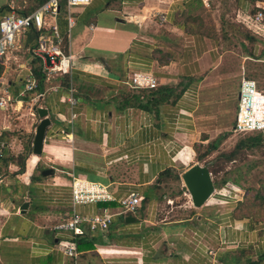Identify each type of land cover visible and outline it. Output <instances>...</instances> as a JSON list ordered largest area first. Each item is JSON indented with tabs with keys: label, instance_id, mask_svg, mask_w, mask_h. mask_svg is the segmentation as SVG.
<instances>
[{
	"label": "crops",
	"instance_id": "obj_1",
	"mask_svg": "<svg viewBox=\"0 0 264 264\" xmlns=\"http://www.w3.org/2000/svg\"><path fill=\"white\" fill-rule=\"evenodd\" d=\"M16 1L0 2V18L18 11ZM61 2L58 15L48 22L62 34L60 48L70 55L68 72L43 80L42 90L36 85L19 94L26 74L37 80L34 59L43 73L42 61L33 53L37 35L29 38L31 28L0 58V85L11 96L0 108V131L11 145L0 166V264H240L239 251L251 245L256 228L251 217L236 215L231 197L216 190L196 207L184 191L165 200L153 186L170 168L178 170L174 176L183 190V172L197 164L196 144L212 138L201 136L205 131L198 129L196 110L201 76L211 72L217 58L207 37L188 34L175 23L178 7L191 0H91L77 10L70 7L73 24L68 28V9ZM263 4L245 0L237 13L246 19L251 7ZM136 71H152L158 85L183 90L174 101L141 108L127 83ZM70 88L74 104L68 101ZM237 97L238 91L231 126ZM38 107L47 109L50 120L39 155L32 152L41 119ZM23 154L24 171L17 174ZM47 168L52 172L42 175ZM72 175L104 185L113 199L72 203ZM131 192L141 197L134 221L114 216L104 231L85 227L79 237L92 246L76 245V257L59 249L62 238L51 230L56 222L72 211H115L118 199ZM178 195L184 200L174 204ZM166 201L164 211L160 205Z\"/></svg>",
	"mask_w": 264,
	"mask_h": 264
},
{
	"label": "rangeland",
	"instance_id": "obj_2",
	"mask_svg": "<svg viewBox=\"0 0 264 264\" xmlns=\"http://www.w3.org/2000/svg\"><path fill=\"white\" fill-rule=\"evenodd\" d=\"M21 1H16V10L23 6L27 8L31 4V0ZM243 1L245 0H208V5L204 6L201 0H191L184 7H178L175 23H181L188 34L199 38L207 37L217 58L214 68L209 69L211 72L207 71L201 76L200 104L196 110L198 129L205 131L201 136L211 135L212 138L205 144H196L195 160L210 171L214 192L217 190L218 193L222 189L234 201L236 215L251 217L255 223L256 230L251 245L241 255L238 254L240 264L252 261L264 264V134L262 133L263 140L259 144L236 151L232 160L220 155L231 151L239 140L261 133H236L231 128L236 105L234 97L239 91L242 74L254 78L258 89L264 91V30L254 34V27L245 19V13H237ZM79 7L81 6H73L72 9L77 10ZM262 7L264 4L251 7L246 17L260 10L264 15ZM155 18L165 22L159 14ZM223 132H227L228 136L218 149L206 153L207 143ZM177 171L171 170L170 175L159 179L158 194L160 192L164 195L165 200L167 195H176L177 191L188 193L186 187L180 189L181 181L179 183L174 176ZM182 199L184 200L183 196L178 195L174 204ZM160 207L166 211L167 201L161 203ZM228 255L230 257L229 253Z\"/></svg>",
	"mask_w": 264,
	"mask_h": 264
},
{
	"label": "built area",
	"instance_id": "obj_3",
	"mask_svg": "<svg viewBox=\"0 0 264 264\" xmlns=\"http://www.w3.org/2000/svg\"><path fill=\"white\" fill-rule=\"evenodd\" d=\"M91 0H65L68 9L65 18L67 28L73 24V17L70 7L86 5ZM207 5L208 0H201ZM59 12V0H47L29 13H17L10 11L0 18V58L7 55L20 36L30 28H34L37 34L36 46L33 53L42 61L44 81L52 77L55 73L64 74L70 68V55H66L60 48L62 34L56 24H50L49 18H54ZM247 21L254 27V34L264 30V15L262 11L251 14ZM49 28L47 32H44ZM264 37V35H263ZM48 59V63L47 60ZM23 87L20 95L32 91L37 85V80L29 72L23 78ZM237 106L232 130L236 133L262 132L264 134V91L258 89L254 78L242 74L240 79ZM133 89H150L158 85L157 78L152 71H136L132 73L127 82ZM68 101L71 104L76 102L73 89ZM39 96V94L37 95ZM11 96L0 85V108H4L10 103ZM11 149L10 143L5 139L0 131V166L7 151ZM70 198L72 203H84L91 201H107L113 199L107 187L100 183L72 175L70 186ZM141 204V197L137 193H128L118 199V206L115 211L103 209L101 213L94 215H84L72 211L71 215L62 218L52 227L53 236L61 239L59 249L68 256L76 257L78 254L75 239L84 233L87 227L91 231H104L111 224L114 216L134 215Z\"/></svg>",
	"mask_w": 264,
	"mask_h": 264
},
{
	"label": "trees",
	"instance_id": "obj_4",
	"mask_svg": "<svg viewBox=\"0 0 264 264\" xmlns=\"http://www.w3.org/2000/svg\"><path fill=\"white\" fill-rule=\"evenodd\" d=\"M45 1H47V0H31V4L29 6H27V8H25L22 11L18 10L17 12L29 13L30 11H33L35 8H37L39 5H41ZM252 1H255V0H252ZM59 6L60 7L62 6V2L59 4ZM177 23L179 25H181V23H179V22H177ZM37 34H38V32L36 30H34V28L33 29L31 28L30 33H29V38H31V39L35 38ZM31 67H32L34 75L36 76V78L38 80L37 89L42 90L44 74L41 71V66L39 64H37L36 59H34L32 61ZM2 70H3V67H2V65H0V73L2 72ZM190 80H191V77L188 78L187 83L190 82ZM187 83H183V87H185ZM177 88H178V86L173 87V86H169V85H157L156 87L150 88V89H135L136 92H134V94L132 96H134L133 98L135 99V101H136L135 104L137 106H139L141 108H146V109H153V108H156L158 104L163 103L165 101H167V102L168 101H174L179 96L181 90H183V88H181V90L178 91ZM227 136H228L227 132H223V133L218 134L213 140H211L209 143H207L206 153H210L212 151L217 150L219 145L221 144V142ZM262 140H263L262 132L257 133L255 135L248 137L247 139L239 140L234 145V147L231 151L221 153L220 155H221V157L223 156L227 160H232L236 151H238L242 148H245V147H251L253 145H257ZM248 141H250V143H248ZM28 148H29V146H28ZM25 160H26V154L21 155L20 160L18 161L20 167H19V170L16 171L17 174L22 173L24 171ZM170 171H171L170 168L164 170L161 173V175L158 177V179L156 180V182L154 183L153 186L158 185L159 179L162 176L170 175L171 174ZM175 178H178V175H176ZM263 198H264V194H263ZM143 200L146 201L147 197L144 196ZM83 238L84 237L81 236V237H77L75 239L77 248H80L81 246H84L86 243H88ZM87 246L90 248L92 246V243H88ZM242 252H243V249H240L239 255H241ZM238 257L240 258V256H238ZM236 262H237V260H236ZM249 264H256V262L252 261Z\"/></svg>",
	"mask_w": 264,
	"mask_h": 264
},
{
	"label": "water",
	"instance_id": "obj_5",
	"mask_svg": "<svg viewBox=\"0 0 264 264\" xmlns=\"http://www.w3.org/2000/svg\"><path fill=\"white\" fill-rule=\"evenodd\" d=\"M48 63V59L46 60ZM37 113L41 117L40 121L35 127V132L32 140V152L39 155L41 153V148L43 144V138L45 133V128L49 124L50 120L46 116L47 109L44 107H38ZM52 170L47 168L41 171L42 175H47L51 173ZM182 180L184 185L190 194L191 201L194 206H201L209 196L214 192V184L211 178V173L208 168L204 165L194 164L190 166L182 174ZM28 203L25 201L20 206V212H24ZM135 217L128 215L125 217V221H134Z\"/></svg>",
	"mask_w": 264,
	"mask_h": 264
},
{
	"label": "bare ground",
	"instance_id": "obj_6",
	"mask_svg": "<svg viewBox=\"0 0 264 264\" xmlns=\"http://www.w3.org/2000/svg\"><path fill=\"white\" fill-rule=\"evenodd\" d=\"M19 104V103H18Z\"/></svg>",
	"mask_w": 264,
	"mask_h": 264
}]
</instances>
